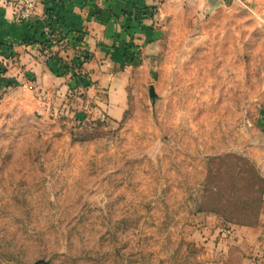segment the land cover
<instances>
[{
  "label": "rangeland",
  "instance_id": "rangeland-1",
  "mask_svg": "<svg viewBox=\"0 0 264 264\" xmlns=\"http://www.w3.org/2000/svg\"><path fill=\"white\" fill-rule=\"evenodd\" d=\"M1 3L46 60L78 52L7 74L0 48V264H264V193L248 224L211 209L264 180V0H157L155 37L125 31L118 119L85 96L65 0Z\"/></svg>",
  "mask_w": 264,
  "mask_h": 264
},
{
  "label": "crops",
  "instance_id": "crops-1",
  "mask_svg": "<svg viewBox=\"0 0 264 264\" xmlns=\"http://www.w3.org/2000/svg\"><path fill=\"white\" fill-rule=\"evenodd\" d=\"M156 3L157 0H65V11L69 12L66 23L73 31L85 32L84 49L92 52L85 64L91 74L85 96L115 119L123 116L127 102L129 69L123 68L125 31L133 35L135 32L134 41L141 45L150 36L155 37ZM39 11H43V6L38 3ZM29 31L27 24L14 22L10 6L0 4V41L6 43L0 48L14 52L13 60L4 63L9 64L7 74H54L50 69L52 62L59 65L66 56L73 58L78 52L74 44L67 52L57 53L56 59L46 60L41 43L23 41Z\"/></svg>",
  "mask_w": 264,
  "mask_h": 264
},
{
  "label": "trees",
  "instance_id": "trees-1",
  "mask_svg": "<svg viewBox=\"0 0 264 264\" xmlns=\"http://www.w3.org/2000/svg\"><path fill=\"white\" fill-rule=\"evenodd\" d=\"M255 181L256 183L252 190L254 194L252 204H247L246 201H244L243 204H221V202H218L217 205H212V211L219 212L229 222L240 224H248L251 222L259 214L262 204V195L264 193V180L258 173L255 175ZM224 193L229 194V192L226 191H224Z\"/></svg>",
  "mask_w": 264,
  "mask_h": 264
},
{
  "label": "built area",
  "instance_id": "built-area-1",
  "mask_svg": "<svg viewBox=\"0 0 264 264\" xmlns=\"http://www.w3.org/2000/svg\"><path fill=\"white\" fill-rule=\"evenodd\" d=\"M26 11H27V12H26V15H25V13H23V12L21 13V15H22V16H29V12H28L27 9H26Z\"/></svg>",
  "mask_w": 264,
  "mask_h": 264
}]
</instances>
